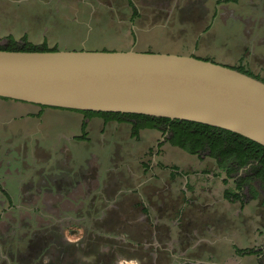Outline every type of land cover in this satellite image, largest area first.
<instances>
[{"label": "rangeland", "instance_id": "obj_1", "mask_svg": "<svg viewBox=\"0 0 264 264\" xmlns=\"http://www.w3.org/2000/svg\"><path fill=\"white\" fill-rule=\"evenodd\" d=\"M246 5L243 0L236 6L219 0H0V47L11 39L16 48L26 42L58 51L133 50L193 56L227 65V42L236 40L238 46V37L232 35L239 29L229 25L227 18L241 14ZM234 52L239 54V48ZM83 123L86 136L82 141ZM132 125L85 119L78 113L59 110L40 112L34 106L0 100V183L8 185L15 195L20 182V199L40 196L56 200L57 193L49 196L39 184L30 186L31 193L24 192V183L40 171L31 169L48 165V174L57 172L51 175L53 179L64 180L60 184L67 191L62 199L68 200L73 210H60L55 218L62 219L68 213L75 216L76 204L83 208L82 217H73L76 222L64 225L63 238L73 244L83 237L99 251L113 240L101 233L102 238L93 241L96 228L104 227L109 231L105 236L117 238L136 230L133 228L139 224L141 209L138 197L148 203L147 198L158 192L152 206L164 203L162 197L163 201L171 198V216L158 218L180 226L197 222L199 203L207 204L210 208L202 213L204 224L227 229V238L249 255L246 264H264V182L254 176L252 168L241 171L235 154L227 156V150L234 148L223 147L224 157L219 151L208 157L206 150L195 149V144L183 143L185 148L173 145L171 135L164 141L162 129L142 128L135 136ZM216 161L224 163L226 170L217 168ZM172 172L187 175L188 183L183 185L184 181L177 178L171 186ZM206 182L209 193L197 201L189 194L192 202H181L182 186L197 191L196 184ZM75 184L77 192H70ZM180 207L183 213L177 212ZM40 209L44 210L42 205ZM150 210L149 225L156 219ZM81 256L87 262L92 259ZM125 256L120 264H135L128 263L132 255Z\"/></svg>", "mask_w": 264, "mask_h": 264}, {"label": "water", "instance_id": "obj_2", "mask_svg": "<svg viewBox=\"0 0 264 264\" xmlns=\"http://www.w3.org/2000/svg\"><path fill=\"white\" fill-rule=\"evenodd\" d=\"M0 100L190 122L264 148V82L193 56L0 51Z\"/></svg>", "mask_w": 264, "mask_h": 264}, {"label": "flooded vegetation", "instance_id": "obj_3", "mask_svg": "<svg viewBox=\"0 0 264 264\" xmlns=\"http://www.w3.org/2000/svg\"><path fill=\"white\" fill-rule=\"evenodd\" d=\"M220 3H232L231 1L227 0H219ZM256 3L263 2L264 0H255ZM219 3V2H218ZM241 3V2H240ZM233 4V3H232ZM262 4V3H261ZM232 15H230L231 17ZM252 77L258 79L257 77ZM216 135L218 139L227 143V136L221 132H217ZM164 141H168L170 139L169 134L164 133ZM221 141V142H222ZM206 152H204L208 157L213 155L217 151L221 152L223 146H221L218 150H211L207 148V146L203 147ZM203 150V151H204ZM225 153L221 152L222 157H224ZM212 159V158H209ZM3 163V162H2ZM0 162V165H2ZM224 163H219L216 161V166L219 169L226 170L222 168ZM255 165H247L240 169L241 171L246 169H251ZM174 171V169H172ZM10 175V174H9ZM2 180V177H0ZM181 179L184 181L185 185L188 183L187 175L182 174H174L173 172L170 173L169 182L170 185L176 181L175 179ZM78 184V183H77ZM77 184L71 187L70 192H77L78 189ZM196 184L198 188L197 191L192 189L188 191L184 188V186L180 189L181 194V202L184 205L191 203L187 196L191 194L192 200L197 201L200 195L207 194V190L205 189L207 182L201 185ZM20 182L17 184L18 192L15 194V197L20 199ZM195 187V186H193ZM60 191L64 193L67 191L66 188H60ZM45 193L48 191H44ZM50 192L47 195L50 196ZM33 195V194H32ZM59 194L57 193V196ZM3 201H0V207L2 206L3 202H7V199L0 194ZM25 196V195H24ZM48 196V197H49ZM159 193H155L150 199L147 198L148 203L144 202V199L138 197V207H140V216H139V224L136 225L132 232H129L128 235L119 236L120 238L113 237V236H105L104 234L109 233V231L105 230L104 227L96 228L95 232H92L91 239L95 241V239L102 238L99 234L103 233V236L107 239L113 240L112 242L107 241L105 244V249L100 250L94 249L92 247V243L85 242L86 240L82 237V241L79 243H68L63 238V231L64 225L76 222L74 218L82 217L81 212L83 208L81 207V203L76 204L77 209L75 211V216H72L68 213V215H64L63 218H55V215L60 210H64L67 212H73L71 209V203L66 200L59 201L56 199V204L54 208L46 210L49 218L47 220H53L56 226H46L41 227V230L34 232L32 237V241L24 242L22 239L24 235L27 234V231H23V226H27V223L24 222V214L18 211H14V208L10 210L0 213V264H120L122 258L126 257L125 255H132V258H129L128 263L134 262L135 264H183L184 259L186 257V261L188 260L187 253L191 252L194 246H190V243L183 242L182 239H189L188 231L189 229L200 228L203 230H208V226H213L211 223L204 224L203 220V212L205 209L210 208V205L202 204L198 206L197 212V222L193 223H186L184 226H180L175 223V221H171L172 224H165L162 219L164 217L171 216V212L174 211L173 200L171 198L164 200L162 197V204L158 205H151V202L157 198L158 200ZM186 196V197H185ZM31 196L26 197L29 200L28 202H37L40 200V196ZM59 198V197H58ZM154 198V199H153ZM55 202V200H53ZM81 201V200H80ZM51 203L48 202L45 205L49 206ZM83 206V203H82ZM18 209V207H16ZM151 209V210H150ZM204 209V210H203ZM19 210V209H18ZM150 211L154 212L155 221L149 225L150 222ZM183 207H180L177 212L183 213ZM87 213V212H86ZM88 214V213H87ZM39 215L42 217H39ZM36 216V220L38 222L43 221V216L41 213ZM87 216V215H85ZM28 217V216H27ZM74 217V218H73ZM103 215L100 214V218ZM159 217V218H158ZM53 218V219H52ZM158 218V220H157ZM144 219V220H143ZM84 220V218L82 219ZM101 220V219H100ZM144 224H141L143 223ZM40 228V226H38ZM87 229V228H86ZM100 230V231H98ZM190 232H195L190 231ZM118 236V235H117ZM85 237V236H84ZM20 240V243L16 244L15 249L13 250L11 244L15 243V240ZM176 241V242H175ZM130 247V248H127ZM90 252H89V251ZM83 256H92L90 261H85L82 259ZM184 257V258H183ZM196 257V254L194 255ZM194 264V263H193Z\"/></svg>", "mask_w": 264, "mask_h": 264}, {"label": "trees", "instance_id": "obj_4", "mask_svg": "<svg viewBox=\"0 0 264 264\" xmlns=\"http://www.w3.org/2000/svg\"><path fill=\"white\" fill-rule=\"evenodd\" d=\"M231 1V0H227ZM23 47L16 48V45L13 43V41L10 39L8 45L5 47H0V51H7V52H15V51H21V52H56L57 49H49L45 45L41 47H35L30 44H27L26 42L23 43ZM237 71L244 73L246 75H249L248 73L242 71V69H236ZM251 76V75H249ZM40 112L46 110V108L43 107H37ZM55 110V109H50ZM62 111V110H59ZM64 112H70V111H64ZM71 113H78L82 115L85 119H91V118H102L105 121H115L117 123L120 122H130L133 123V131L134 135L138 133L142 128H152V129H162V132L171 135L170 142L173 145L183 147L185 148V144L183 143H191L195 144V149L203 148L204 146H207L208 149H211L213 151L218 150L221 146L228 148H234L233 150H227V156L231 155V153L235 154L237 156V166L239 169H242L243 167H246L247 165H255L252 167L253 172L255 173L256 178H260L264 182V148L260 147L259 145L252 143L249 140H246L240 136L211 128L208 126L190 123V122H180V121H170L167 119H157V118H151V117H145V116H135V115H121V114H104V113H91V112H71ZM85 128L86 125L83 123L81 126V132L82 136L80 137V140H85ZM217 132H221L223 134H226L227 136V143L225 145L224 141L218 139V135H216ZM222 141V142H221ZM192 147V146H191ZM221 149V148H220ZM41 167H43V171H41ZM48 165H39L31 169V171L39 170V174L36 176H32V179L26 183H24L23 187L24 192L29 191L31 193V187L39 184L40 190L48 191L49 194L55 192L59 194V198L57 200L59 201H65V199H62L64 192L60 191V188L64 189L66 186L63 184L61 185L60 182H63L64 180L58 179L55 180L51 177V175L56 174V171H53V174H48ZM56 172V173H55ZM31 173V172H30ZM25 174H23L24 178ZM55 176V175H54ZM76 185V184H75ZM74 185V186H75ZM10 187V186H9ZM35 188V187H32ZM33 190V189H32ZM46 192V193H48ZM0 194H2L6 199L7 202H3L2 206L0 207V213H4L11 208H14V211L21 212L24 214V222L27 223V226H23V231L27 234L24 235V238L22 239L23 243L32 241V237L34 235L35 231L41 230V227L46 226H56L53 220L49 218V215L46 210L52 209L51 204H53L54 199H43L41 198L37 202H28V198L18 199L15 197V195L12 194V191L8 188V185L4 186L0 183ZM24 195H27L26 193ZM20 200L22 205H20ZM3 201V199L1 200ZM49 206H46L45 204L50 202ZM56 201V200H55ZM68 201V200H67ZM27 204V205H26ZM26 205V206H24ZM43 206L44 210L40 209V206ZM31 206V208L29 207ZM18 207V209L16 208ZM30 208V209H28ZM27 210V211H26ZM44 211V212H43ZM43 216V221L38 222L36 220V216L39 215ZM28 216V217H27ZM39 217H41L39 215ZM42 218V217H41ZM53 219V218H52ZM37 221V222H36ZM36 222V225L34 226ZM40 226V228H38ZM20 243V240H15V243L11 244L13 250L16 247V244Z\"/></svg>", "mask_w": 264, "mask_h": 264}, {"label": "crops", "instance_id": "obj_5", "mask_svg": "<svg viewBox=\"0 0 264 264\" xmlns=\"http://www.w3.org/2000/svg\"><path fill=\"white\" fill-rule=\"evenodd\" d=\"M231 2L236 6L241 0H231ZM243 2L247 3L244 7L246 10H241L238 16L232 15L227 18L229 25L239 27L232 35L238 37V46L236 40L227 42L230 50V54L227 55V65H219L234 70L242 69L264 82V3L258 4L255 0H243ZM244 11L246 13H243ZM236 47L239 48V54L233 53ZM217 219L221 220L222 217ZM208 227V230L194 227L187 230L189 239H182V241L190 243L194 249L187 253L188 260L186 261L185 257L183 264H246L248 262L249 255L238 250L232 239L227 238V229ZM193 230L195 232H190ZM195 254L196 257H194Z\"/></svg>", "mask_w": 264, "mask_h": 264}]
</instances>
